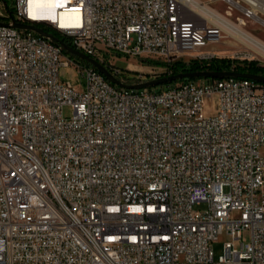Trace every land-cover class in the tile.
<instances>
[{"label":"built area","instance_id":"2783aa9c","mask_svg":"<svg viewBox=\"0 0 264 264\" xmlns=\"http://www.w3.org/2000/svg\"><path fill=\"white\" fill-rule=\"evenodd\" d=\"M65 0L76 25L15 0L0 25V264H264V82L141 84L115 60L212 62L264 0ZM225 21V22H224ZM47 24L60 37L21 25ZM253 36V35H251ZM237 54L259 52L242 42ZM96 60L119 82L72 56ZM231 61V72L242 67ZM258 66L264 67L259 60ZM73 67L80 87L60 79ZM70 106L73 116L65 118ZM206 203L207 209L195 206ZM237 213V218L232 214ZM251 232L250 242L242 232ZM225 242L215 262L212 245Z\"/></svg>","mask_w":264,"mask_h":264},{"label":"rangeland","instance_id":"374dc122","mask_svg":"<svg viewBox=\"0 0 264 264\" xmlns=\"http://www.w3.org/2000/svg\"><path fill=\"white\" fill-rule=\"evenodd\" d=\"M202 2H211L210 6L221 13H224L225 11V5L219 2H214L213 0H200ZM6 4L0 0V23H4L6 21L5 17L7 15L8 9H12L14 7L15 0H7ZM8 7V9H7ZM31 27H37L42 29L43 31L51 34L54 37H60V33L52 29L49 25L47 24H38V25H30ZM245 30L249 32L251 35H248L249 37H253L256 39L261 40L264 42V26L256 23V22H249L247 27H245ZM229 32V31H228ZM33 33L37 35V32ZM242 42H246V40L242 39H235L231 36H227L225 40H223L220 44H211L207 47V50H213L217 51L219 55V59H226L230 60H235L236 57H241L244 58V55L237 54L239 50L243 48ZM255 48V47H254ZM257 49V48H255ZM258 50V49H257ZM260 52V50H258ZM249 54H247V57L250 58L251 62L256 63L257 65L260 63L259 60L262 61V64L264 63V55L257 53V52H252L248 51ZM75 58L81 60L85 64H89L87 61L84 59L72 54ZM182 63L188 64L191 62V57L189 56H184L183 59L181 60ZM156 62L163 63V60L160 58H151V59H146V60H125L123 58L115 60V64L121 69V71L125 72L128 76H132L134 78V81H141L142 83H147L151 81H157V80H162L165 77V67H156ZM236 64L240 66H247L249 62L244 59H237L234 61ZM143 67V68H142ZM189 67V65H187ZM60 79L65 82H70L72 85H75L77 87L81 88V85H83L84 78L80 74L78 70H76L73 67L70 68H60ZM213 80V79H210ZM176 83H172L170 86H174ZM152 89V87H149ZM169 88V87H168ZM164 88V90L168 89ZM156 89L157 88H153ZM63 116L65 118H71L73 116V109L70 106H65L63 108ZM196 210L204 211L207 209V204L202 203L199 205L195 206ZM238 214L233 213L232 218H237ZM243 239L246 240V242H250L251 240V232L249 230H244L242 232ZM232 241L234 248L240 249V244L242 242L241 239L233 241L231 236L227 235H220L218 239L213 243L212 245V251H213V258L214 261L217 262L219 261L220 257L224 255L225 253V242Z\"/></svg>","mask_w":264,"mask_h":264},{"label":"water","instance_id":"95a60500","mask_svg":"<svg viewBox=\"0 0 264 264\" xmlns=\"http://www.w3.org/2000/svg\"><path fill=\"white\" fill-rule=\"evenodd\" d=\"M1 25V23H0ZM19 27L23 28H28L33 30L34 32H37L39 34H43L45 36L53 37L51 34L43 31L40 28L37 27H31V26H26V25H21ZM67 50L84 59L87 61L89 64L95 66L98 68V70L105 75L110 81L113 83L119 84L118 80L107 70L105 69L101 64H99L96 60L88 57L87 55L74 50L73 48L67 46ZM228 77H234V78H246V79H253L257 81L264 82V77L263 76H257L249 73H244V72H184V73H178V74H173L170 75L162 80H157V81H151L147 83H142V84H137V85H132V86H126L129 89H146L149 87H156V86H161L164 84H172L173 82H176L178 80L182 79H223V78H228Z\"/></svg>","mask_w":264,"mask_h":264},{"label":"bare ground","instance_id":"6f19581e","mask_svg":"<svg viewBox=\"0 0 264 264\" xmlns=\"http://www.w3.org/2000/svg\"><path fill=\"white\" fill-rule=\"evenodd\" d=\"M65 0H30L31 16L35 20L59 21L60 26H75V13L68 11ZM225 22V21H224ZM228 27L229 35L235 39L249 41L255 48L264 55V42L259 39L249 37L244 31L235 29L232 25L225 23ZM256 49V50H257Z\"/></svg>","mask_w":264,"mask_h":264},{"label":"trees","instance_id":"16d2710c","mask_svg":"<svg viewBox=\"0 0 264 264\" xmlns=\"http://www.w3.org/2000/svg\"><path fill=\"white\" fill-rule=\"evenodd\" d=\"M6 6L7 0H2ZM8 8V7H7ZM189 65V67H187ZM156 67H166L165 64L156 62ZM171 69L173 71V74H178V73H184V72H231V62L230 60L226 59H217L212 62H199L197 60H193L188 64H184L181 62H177L171 66ZM238 72H244V73H249L257 76H263L264 77V67L258 66L256 63L251 62L247 66H242L237 69ZM165 77H168L165 75ZM189 80H195V79H182L178 80L173 83L181 82V81H189ZM171 84H164L161 86H156L152 87L157 88V90H164V88L170 87ZM156 90V89H155Z\"/></svg>","mask_w":264,"mask_h":264},{"label":"crops","instance_id":"0c3cea01","mask_svg":"<svg viewBox=\"0 0 264 264\" xmlns=\"http://www.w3.org/2000/svg\"><path fill=\"white\" fill-rule=\"evenodd\" d=\"M143 68V67H142Z\"/></svg>","mask_w":264,"mask_h":264}]
</instances>
